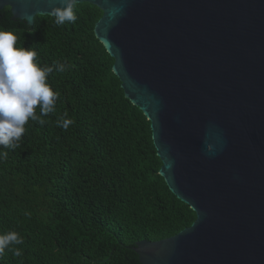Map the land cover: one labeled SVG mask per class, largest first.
Returning a JSON list of instances; mask_svg holds the SVG:
<instances>
[{"label": "water", "instance_id": "obj_1", "mask_svg": "<svg viewBox=\"0 0 264 264\" xmlns=\"http://www.w3.org/2000/svg\"><path fill=\"white\" fill-rule=\"evenodd\" d=\"M170 191L196 214L141 264H264V0H80ZM62 0H0L33 26Z\"/></svg>", "mask_w": 264, "mask_h": 264}, {"label": "trees", "instance_id": "obj_2", "mask_svg": "<svg viewBox=\"0 0 264 264\" xmlns=\"http://www.w3.org/2000/svg\"><path fill=\"white\" fill-rule=\"evenodd\" d=\"M75 14L74 24L36 16L29 26L9 7L0 11V30L17 34L18 47L34 46L42 66H69L48 77L61 96L46 123L29 120L18 148L0 146V234L23 239L0 264H141L137 242L172 237L196 220L160 176L151 123L125 98L95 36L102 11L82 3ZM65 114L74 121L67 130L57 126Z\"/></svg>", "mask_w": 264, "mask_h": 264}, {"label": "clouds", "instance_id": "obj_3", "mask_svg": "<svg viewBox=\"0 0 264 264\" xmlns=\"http://www.w3.org/2000/svg\"><path fill=\"white\" fill-rule=\"evenodd\" d=\"M80 0H62V7L53 8L50 15L57 26L75 23V10ZM18 35L13 31L0 30V146L16 149L26 132L29 120L43 126V117L56 111V102L61 93L54 91L48 77L54 72L63 73L69 67L60 62L42 66L35 47L17 46ZM39 108V114H37ZM62 117L57 126L67 130L74 123ZM0 158H7V152H0ZM23 239L15 231L0 234V255L10 245L22 244ZM20 256L19 249H12Z\"/></svg>", "mask_w": 264, "mask_h": 264}]
</instances>
